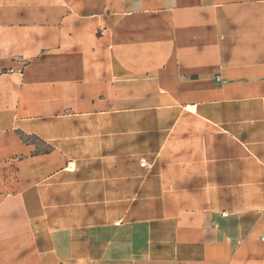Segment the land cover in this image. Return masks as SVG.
Masks as SVG:
<instances>
[{"label":"crops","instance_id":"crops-1","mask_svg":"<svg viewBox=\"0 0 264 264\" xmlns=\"http://www.w3.org/2000/svg\"><path fill=\"white\" fill-rule=\"evenodd\" d=\"M0 264H264V0H0Z\"/></svg>","mask_w":264,"mask_h":264},{"label":"rangeland","instance_id":"rangeland-1","mask_svg":"<svg viewBox=\"0 0 264 264\" xmlns=\"http://www.w3.org/2000/svg\"><path fill=\"white\" fill-rule=\"evenodd\" d=\"M120 126L121 132H127L129 126L125 123L123 119H120V123L118 124ZM111 127V126H109ZM148 129H159V126L153 125L151 128H146L145 126H137L132 129L134 133H136L137 136V149H138V156L135 158H132V160L136 161L137 164V175H136V181H137V187H138V198L142 196H151V195H159L160 189L153 188V190L150 189V181L154 180L156 177H153L156 175V173L159 171L160 168V158L155 157V155L147 154L151 153L154 149V147L157 145L156 142L153 140H144L145 135L144 133H151L152 131H147ZM122 163L128 164L129 160L128 158L122 157ZM131 162H134L132 161ZM144 161L146 163V167H141L140 162ZM141 187V188H140ZM152 187V186H151ZM140 189V190H139ZM156 193V194H155ZM139 207V206H138ZM145 206L144 208H146ZM159 206L158 207H149L147 211H138V215L140 214H146L150 216L159 215Z\"/></svg>","mask_w":264,"mask_h":264},{"label":"built area","instance_id":"built-area-1","mask_svg":"<svg viewBox=\"0 0 264 264\" xmlns=\"http://www.w3.org/2000/svg\"><path fill=\"white\" fill-rule=\"evenodd\" d=\"M141 167H146V163L144 161L140 162Z\"/></svg>","mask_w":264,"mask_h":264}]
</instances>
